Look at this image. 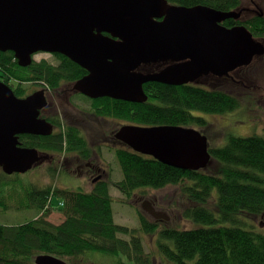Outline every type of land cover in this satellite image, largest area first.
<instances>
[{"label":"trees","instance_id":"obj_1","mask_svg":"<svg viewBox=\"0 0 264 264\" xmlns=\"http://www.w3.org/2000/svg\"><path fill=\"white\" fill-rule=\"evenodd\" d=\"M168 1L190 7L212 6L222 11L242 9L244 2ZM259 13L250 18H230L223 24L245 25L255 38L264 41V15ZM55 56L63 63L57 65L43 59L22 67L12 51H0V80L11 86L18 97H26L31 93L23 87V81L40 80L56 88L64 81L77 80L85 72L68 57ZM260 60L264 57H257L251 65ZM250 66L232 73V77L208 78L195 84L148 82L144 85L148 100L143 103L108 97L93 100L90 108L93 117L116 120L108 133L114 139L110 147L121 167V180L102 178L91 190H72L53 182L44 186L28 184L25 181L28 172L8 175L0 167V209L9 210L12 201H18V205L35 213L23 223H0V264H36L40 254L54 255L67 264H105V258H112L111 264H165L157 263L152 252L146 250L145 237L155 233L161 259L169 264H264V231L246 223L247 218L264 217V136L232 135L218 146L210 143L212 162L201 170L166 165L134 152L114 136L121 125L136 124L194 126L209 137L211 124L204 115L195 112L227 114L241 108L246 91L251 88V81L244 82L246 74L241 76V72ZM43 118L55 126L51 135L22 134L19 140L25 147L48 154L54 164L50 173L55 180L63 171L62 162L77 156L89 159L93 151L79 126L70 125L59 116ZM168 185L179 186L178 217L199 226L159 228L141 207L140 228L114 220L112 187L129 201L141 196L138 193L145 195L146 188ZM55 196L60 197L57 206L53 203ZM55 210L64 214L61 223L49 220ZM95 256L102 259L96 260Z\"/></svg>","mask_w":264,"mask_h":264},{"label":"water","instance_id":"obj_2","mask_svg":"<svg viewBox=\"0 0 264 264\" xmlns=\"http://www.w3.org/2000/svg\"><path fill=\"white\" fill-rule=\"evenodd\" d=\"M241 14L168 0H0V51H12L22 67L39 52L64 55L88 71L75 82L78 92L143 103L148 82L200 83L264 57V41L245 25L223 24ZM47 104L44 90L18 97L0 80V167L6 174H25L49 158L19 140L53 133L54 125L41 117ZM114 136L134 152L183 170L212 162L210 139L194 126L123 124ZM148 203L141 208L151 213ZM35 262L68 263L50 254Z\"/></svg>","mask_w":264,"mask_h":264},{"label":"rangeland","instance_id":"obj_3","mask_svg":"<svg viewBox=\"0 0 264 264\" xmlns=\"http://www.w3.org/2000/svg\"><path fill=\"white\" fill-rule=\"evenodd\" d=\"M244 2H249V0H244ZM243 7V6H242ZM260 8L264 11V3L260 4ZM260 11V10H259ZM253 16V15H252ZM251 17V16H250ZM248 17V18H250ZM46 59V61H50L55 63L56 57L54 54L39 52L34 55L35 61H41ZM248 67V66H247ZM247 76H246V75ZM245 75V76H244ZM241 76H244V82L251 81V88L246 91V100L242 103L243 106L241 108H237L236 110L227 113V114H206L201 112H195V115H204L211 124V128L208 130L210 143L214 146H218L222 144L226 139L230 136H249L253 134L264 136V60L256 61L254 65H251L250 68H247L245 71L241 72ZM249 83V82H248ZM22 85L28 92H32L37 87V84L34 81H23ZM76 104L82 109L90 110V103L84 100H76ZM93 119V118H92ZM116 123V120H109L106 124V129L109 132V128H112V125ZM82 124V123H81ZM81 124H77V126L82 127ZM114 127V126H113ZM87 129V127H86ZM88 130V129H87ZM89 139L91 141L92 136L88 131ZM109 146H103L101 148V160L106 164L107 174H105L107 179L112 181L121 180L123 178V173L121 172V167H119V162L117 157H115V152L113 148ZM72 157H69V163L71 162ZM43 162L39 167L31 170L25 175V181L28 183H32V185L36 186H44L55 183L57 186H61V188H69L72 190H91L93 184L90 179L84 174L71 173L62 171L59 176L54 180L50 173V167L54 166V164L49 163L47 159ZM72 164V163H70ZM65 166V165H64ZM66 167V166H65ZM66 168L75 169L76 163L74 162L71 166ZM76 170V169H75ZM24 175V174H23ZM28 183V184H29ZM179 186L177 185H168L164 188L153 189L146 188V194L138 193L141 196L133 197L132 200L127 201L129 198L125 197L117 190V188H111V194H113L114 198V217L115 221L119 224L126 225L131 228H140V217L138 213V208L141 207L144 201L151 202V205L155 208L154 212H158V214L168 215V219L163 218L164 220L157 221L151 213L146 212L150 218L157 222L159 228L165 227L166 225L169 227H179V228H193L199 226L198 223L193 221H188L184 219H180L178 217V204L181 200L179 193ZM145 192L144 190H142ZM18 201H12L11 209L9 210H1L0 209V223L2 224H17L23 223L34 217L35 213L32 212L31 209L24 207L22 204L17 203ZM53 203L55 206L59 205L60 197L55 196L53 199ZM254 219L247 218V222L249 225H255L264 231V217H253ZM160 219V218H159ZM49 220L52 223H61L64 220V214L55 210L49 216ZM249 220V221H248ZM125 238H128L127 236ZM157 233L150 234L145 237L146 250L148 252H152V255L156 258L157 263H165L169 264V262L163 261L161 258L162 254L158 247L157 241ZM95 259H102L100 256H95ZM112 258H105V264H111Z\"/></svg>","mask_w":264,"mask_h":264},{"label":"flooded vegetation","instance_id":"obj_4","mask_svg":"<svg viewBox=\"0 0 264 264\" xmlns=\"http://www.w3.org/2000/svg\"><path fill=\"white\" fill-rule=\"evenodd\" d=\"M262 2H263L262 0H249V2H243L242 14H241L242 19L248 18L250 16L252 17V15H258L257 13H259L260 11L261 12L259 14L264 15V11L260 8V4ZM61 63H63V60L56 58L55 64L59 65ZM75 70L77 71L76 68ZM83 70L85 72L82 71L81 74L82 76L79 77L77 80L88 74V71L86 69L83 68ZM233 74H231L230 76L232 77ZM213 78L214 77H211L210 79ZM77 80L64 81L56 88L49 87V85H47V83H45L44 81H40V80L34 81V83L37 84V87L34 90H32V92L30 93L37 91V89L45 91L48 104L46 107H44L41 110L42 118L44 115L49 118L59 116V118H62V120L65 121L66 123H70V125L71 124L77 125L82 123L81 124L82 127L79 126L82 132H84L85 135H87L88 137H89L88 131L91 133L92 139L91 141L89 139V141L91 146L90 148H92L93 151L92 156L89 159H82L80 156L73 158L70 163L72 164L74 162L76 163V168H75L76 170L66 168L72 165L68 162L69 159L62 162L61 165L63 166H61L60 168L61 170H63L64 172H68L69 174L75 172L84 174L88 177V179L91 180L92 184H94L97 181L95 178L101 180L102 178L107 177L105 174L108 175L107 170L105 168L106 164L104 165V163L100 159L101 148L103 146H109L110 142H112L114 139H112V136L108 133V130L106 129V124L107 122H109V119L104 117L96 119L95 117L92 116L94 115L93 111L82 109L81 107L78 106V104H76L75 102L76 100H84L90 103V108H92L91 107V104L93 103L92 101L96 100L74 89V85ZM251 86H252V82L250 83V87ZM86 127L88 130L86 129ZM54 130H55V126H54ZM48 160L49 163H51L50 157L48 158ZM45 161L46 160H44L43 162L46 163ZM43 162L40 164L42 165ZM147 208L150 210L151 215L152 214L155 215L154 218L157 221L164 220L163 218L165 219L169 218L168 215L160 214V213L158 214V212L157 213L154 212L155 208L151 205V202L148 203Z\"/></svg>","mask_w":264,"mask_h":264}]
</instances>
